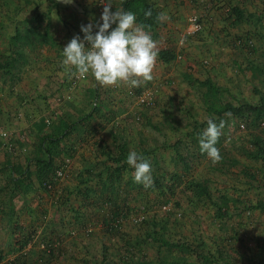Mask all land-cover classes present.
<instances>
[{
	"label": "crops",
	"instance_id": "obj_1",
	"mask_svg": "<svg viewBox=\"0 0 264 264\" xmlns=\"http://www.w3.org/2000/svg\"><path fill=\"white\" fill-rule=\"evenodd\" d=\"M226 1L147 0L163 17L162 24L149 32L157 51L171 49L176 52V58L170 63H164L156 57L153 78H171L169 74L175 78L176 75L191 78V70H196L197 67L198 70L204 67L200 72L202 76L198 78H264V0H232L229 3ZM108 2L114 12L122 9L124 0H107ZM232 2L236 3L233 5H237L241 11H245L246 15L262 20L258 23L254 21V25L252 23L248 26L247 21L243 22L247 17L243 16L238 22L234 21L233 25H230L236 26V32L232 29L230 31V26L225 22V17L230 13L225 10L227 4ZM47 13L45 19L46 24L49 23V38L47 42L33 43L34 48L38 47V51L46 50L42 55L43 62L38 63L35 69L38 78H16L18 83L14 85L13 91L9 90V85H0V127L9 129L13 138L11 143L18 146L17 151L9 152L3 148V140L0 139V264H88L93 255L97 259L101 255V261L103 252L107 249L106 244L102 249L101 232L92 234L93 237L86 235V232L94 227L90 226L91 222L82 218L83 214L93 220L95 216L102 219L103 213L111 212L115 203H120L121 206L127 204L125 192L131 194L127 182H133L134 173L130 172V166L126 163L122 170L121 182L117 181V173L113 169L125 163L124 160H115L120 154L122 144L128 152L134 149L130 148L131 135L125 138V131L134 125V111L132 114L128 111L132 101L129 95L132 88H128L130 85L124 83L101 86L91 74L74 81L75 85L71 88L75 70L73 69L75 74L70 76L62 64L63 47L78 34L83 38L81 25L92 24L94 29L98 24L99 14L96 12L95 18L89 21L88 13L79 11L78 21H71V16L76 13L69 12L68 15L71 16L66 20L71 21L72 25H61L57 21L60 25L51 29L52 24H55V21H52L55 14L49 10ZM193 14L199 15L204 21V39H200L198 35L193 36L182 48L178 45V40L186 26L187 17ZM233 17L234 15H231L230 20ZM235 33L245 39H252L254 43L251 47L240 48L242 43L236 45L238 43L235 39L238 35ZM228 37L235 40L236 44L230 43ZM204 43H208L207 49L203 48ZM206 50L210 52L209 55ZM237 50L240 53H236ZM178 53H182L184 58H177ZM205 54L208 58H202ZM192 59L199 61L193 68ZM203 61L207 64L204 65ZM42 63L46 67L41 68ZM168 71L171 72L167 73ZM66 93L70 97H65L60 103L57 97ZM94 100H99L98 104L102 109L91 116V104ZM226 103L227 101L224 104ZM106 110L114 113L113 121H104L102 118L101 113ZM155 110H139L141 118L147 121L145 130H151ZM47 117L51 119L50 123L46 121ZM150 135L148 134L146 139L139 138L143 141L140 151L144 149L149 151V154L153 149ZM44 138L58 140V143H55L58 145L57 154H54L52 159L43 148ZM22 148H25V151H20ZM38 158L51 159L53 169L62 165L66 158L70 160L71 177L61 180L57 186L59 203L51 199L54 194L40 188L35 177L39 168ZM150 160L153 161V158ZM224 161L226 163L223 162L219 169L226 172L230 165L226 159ZM256 164L251 163L258 174L253 170L249 172L250 166L246 168L248 164L241 163L239 170V174H243L242 177L245 175L243 183L251 190L257 191L256 197L251 199L252 204L248 199L231 198L228 207L232 202H238L241 209L250 207L263 211L258 206L260 201H264V185L259 181L263 174L256 168ZM246 169L251 175H255L256 181L246 176ZM160 172L163 175L166 173L162 169ZM258 175L262 177L259 178ZM21 180L24 182H20ZM25 180L30 181L31 188L21 190L22 187L27 188ZM211 194L213 195L212 192ZM97 212L99 213L95 214ZM42 214H45L46 218L41 217ZM84 224H89L88 228L84 227ZM97 226V230L102 229L101 224ZM29 232L37 234L41 241L42 237L45 238V242L53 245V252L45 253L32 249L24 254L18 240H23ZM109 241L113 239L110 237ZM93 244L96 253L88 251ZM236 253L239 254L238 258L247 261V264H264V242L260 249L258 247L256 250H249L246 247ZM227 254L230 259L236 260L233 254Z\"/></svg>",
	"mask_w": 264,
	"mask_h": 264
},
{
	"label": "rangeland",
	"instance_id": "obj_2",
	"mask_svg": "<svg viewBox=\"0 0 264 264\" xmlns=\"http://www.w3.org/2000/svg\"><path fill=\"white\" fill-rule=\"evenodd\" d=\"M55 1L58 3L57 7L50 9L53 3L52 0H0V85H9V90L13 91L14 85L18 83V78H38L35 69L38 63L43 62L42 55L46 53V50L40 52L37 50L38 47L34 48L33 43L40 41L42 38H33L34 34L31 33L26 35L24 30L34 25L36 21L32 18L36 12L47 13L48 8L51 12H54L55 17L52 18V21H55V24H52L51 29H54L56 25H64V23L72 25L71 21L74 19L78 21L79 11L88 13L90 16L88 17L90 18V20L88 19L89 21L95 18V14L98 12L96 0H73L72 3H65V0ZM69 12L76 14L71 16V14L68 15ZM47 14L49 15V13ZM230 14L232 15V13ZM231 15L225 17V22L229 26L234 19L233 17L230 20ZM68 16H71V21L66 20ZM243 16L247 17V20H243V22L247 21L248 26L262 20V18L255 19V16L246 15L245 11H243ZM41 24L42 26L36 29L38 32L46 30V19ZM16 28L21 32L23 36L21 43L24 42V44L13 46L11 39ZM47 29L49 30V25ZM231 29L236 30V26H230V31H232ZM204 31H206V28H204ZM235 34L238 35V33ZM197 35L200 36V39H204L202 37L203 32L194 35V37ZM243 38L241 35H238L235 39L238 43L236 44L235 40H231L228 37L230 43H235L236 45L242 43L240 48L251 47L254 43L250 38ZM207 44H203L204 49L209 47ZM206 52L208 55L210 54L207 50ZM235 52L240 53L239 50ZM202 58H208V56L205 54ZM44 60L47 61L46 59ZM192 62L194 64L192 63L191 68L195 67L199 61L192 59ZM42 65L41 68L46 67L44 63ZM203 68L201 70H204ZM201 70H198V67L196 70H191L192 77L188 79L181 78L180 75H176L177 77L175 78L169 74L171 78H153V80L141 82L139 87H128L132 89L141 88L142 90L151 88L155 91L156 103L154 107L149 109H156L154 111L156 115L153 118L156 128L151 126V130H145L144 127L147 126V121L141 118V115L138 113L143 107L136 103L137 101L133 97L135 96V90L131 89L133 96L131 95L132 101L129 103L130 107L128 111L129 114H132V111H134L132 115V117L134 116L132 121L134 125L129 128L131 131H125V134H127L125 138L131 135L132 139H129L130 148H134L133 150L139 154L141 152L140 146L143 145L142 139L139 138L146 139L147 135L151 134V142L153 141L152 150L154 151L152 155L158 160V165L151 164L153 173L156 177L162 179L163 186L171 183H174V186L173 194L169 191H164V193L160 194L157 187L151 189L143 188L141 193L132 191L129 195L124 194L127 202L125 204L127 207L132 208V210L134 209L132 214H138L141 212V208L144 207L149 221L135 226L136 224L128 218L124 221V225L121 226L122 233L119 232V235L116 237L109 235L108 231L101 227L102 229L99 230L102 237L101 241H103L101 242V246L103 249L106 244L107 249L104 253L107 254V262L109 263L112 260H118L126 253L124 251L128 252V250L132 251L130 253L132 255L131 257H127L128 259L141 258L149 264H158L160 262L159 257H165L164 264H171L170 260L173 257H186L190 262L192 260L196 261L195 251L193 250L204 253L211 251L217 255V250L222 249L225 257L228 256L227 253L233 254L232 256L236 258L237 264H242L243 262L247 264V261L238 258L239 254L236 252H240V249L243 251L246 247L249 250H256L258 247L260 249V245L264 242V211L254 210L250 207V209H241L238 206V202H232L231 206L228 207L227 214L224 217H220L217 215L215 206L209 204V198L204 196V201H202L203 199L199 200L200 198L194 194L192 187L189 186V182L196 179L209 186V191L213 193L216 199H219L220 196H227L229 199H248L250 200V204H252L253 201L251 199L256 197L257 191L251 190L243 183L245 175L242 177L243 174H239L240 165L241 163L244 165L248 164L247 166H250L249 172H252V170L256 172L253 169L254 165H251V163H257L256 168H258V165L261 167L263 165L261 158L260 162L253 161L247 157L245 150L255 149L250 143L252 137L260 136L264 140V117L254 123L253 113L244 110L245 114H249L247 119L239 117L238 114L236 117L225 113L222 117L214 115L212 118L210 114L208 115L206 104L202 100L203 94L207 91V86H204L200 82H204L208 78H198V76H202L200 75ZM169 72L171 71L167 73ZM209 80L212 81V84L214 83L222 89L220 91L218 88L219 93H217V101L221 107L224 106L225 101L234 106L243 104L258 106L261 100H264V78H209ZM212 101L216 100L212 99ZM209 119H214L217 124L221 120L225 122L222 135L216 144L222 159L236 158L239 162L235 167L227 168L226 172L228 171V174L219 169V167L223 166L225 159L213 163L207 154L200 155L198 158L193 157V153L200 151V134L206 129ZM241 123L244 124V128L240 127ZM195 124H198L197 129H194ZM236 140L241 141L238 142ZM177 141L179 142L178 144ZM164 143L169 146L165 147ZM115 144L117 145V143ZM176 144L178 152L189 163L190 169L188 171L183 170L185 162L177 156V151L173 147ZM219 145L221 146L219 147ZM161 169L166 172L165 175H161ZM71 170L70 168L69 177L72 174ZM131 171L134 173V170ZM256 173L258 174V172ZM174 174H181L180 176L182 177L172 180L171 176L173 178ZM258 176H260L259 178L262 177L261 175ZM259 181L261 182L262 180ZM240 191L242 192L239 193ZM51 199L56 201V195H52ZM165 201L171 202L169 203L171 206L176 204V208H178L177 212L181 214L177 215V213L162 210L160 205ZM57 203H59L58 200ZM153 218L158 223L156 228L164 232L165 239L173 243L188 244L191 247L190 250L182 251L177 247H172L169 251L167 246L161 245L157 240L155 241L146 236V232H153V226L151 225ZM162 224H166L167 226L164 231H162ZM95 228L98 229L99 227ZM235 230L239 231L240 236H242L240 239L242 243L231 236ZM110 237L113 241H109ZM38 240L40 239L38 238ZM124 240L132 242L131 246L134 245L135 247L133 246L134 248L130 249V246L126 249V245L124 246L122 243ZM95 244L98 246L97 243ZM95 244L93 246L89 245L88 251L90 253L97 252L95 251ZM34 249L39 250L38 248ZM98 258L101 259V255ZM99 259L88 260V264H96V261L98 262ZM123 264L126 263L123 262ZM218 264L222 263L219 262Z\"/></svg>",
	"mask_w": 264,
	"mask_h": 264
},
{
	"label": "trees",
	"instance_id": "obj_3",
	"mask_svg": "<svg viewBox=\"0 0 264 264\" xmlns=\"http://www.w3.org/2000/svg\"><path fill=\"white\" fill-rule=\"evenodd\" d=\"M52 1H53V3H52V6L50 9H52V7L56 8L58 5V3L55 0H52ZM229 1H232V0H227L226 2L229 3ZM227 5H228V7H226L227 10H225V11L232 13V15H234V17H235L233 22L231 23V25H233L234 21L236 23L240 19H242L243 11H241L237 5H233V3H231L230 5L229 4H227ZM50 9L48 8L49 11H50ZM122 9L125 11H131V12L135 13L136 23L139 26H142V28L148 33L162 24L161 12L158 11L152 4H149L147 2V0H124ZM45 16H46V12H41V11L36 12L35 16L32 18L34 21H36L34 23V25L24 29L26 32V35H29L31 33V34H34L33 38L40 37V38H42L40 40L41 42H47V40L49 38V35L47 34V28H48L49 23L46 24V30L45 31L38 32V30H36V29H38V27L42 26L41 22L45 19ZM22 40H23V36L21 35L20 30L16 28L15 33L12 36V39H11L12 42L11 43L13 46L24 44V42L21 43ZM157 57L159 60L163 61L164 63H170L173 59L176 58V52L174 50H171V49L159 50V51H157ZM203 64L206 65L207 62L203 61ZM188 78H190V77L187 76V79ZM200 83L204 84V86H207V91L203 94L202 100L206 104V111H207L208 115L210 114L212 118L214 115H217L218 117H222L223 114L225 113V114L234 115V116H236L238 114L239 117H241L243 119H245V118L247 119L249 117V114L248 115L245 114L244 110H247V111L253 113L254 123L257 120H259L260 118L264 117V100H261V102L258 106H253V105H249V104L234 106V105L227 102L226 104H224V106L221 107V106H219L218 101H217L218 100L217 93H219V90H218L219 87L216 86L214 83L212 84V81L209 79L205 80L204 82H200ZM219 89H220V91L222 90L221 88H219ZM132 90L129 93L130 97H131V95L133 96ZM134 90H135L134 91L135 94H138L142 91L141 88H137ZM210 91L212 92L211 93L212 95L210 94ZM212 99H214L216 101H212ZM98 103H99V100L97 102H96V100H94V102H92V104H91L92 110L90 113L91 116L95 112H100V110L102 109V107ZM101 114H102V118L104 119V121L105 120L113 121L115 119L114 113L112 114L108 110H106L105 113H101ZM154 124L155 123L151 122V125L153 127H155ZM197 126H198V124H195L194 129H197ZM12 139L13 138L11 137L10 138L11 142H13ZM56 142L58 143L57 139H45L44 138L42 140V143L44 144L43 148L45 149V151L47 152V155L51 159H52V156L54 154H57L56 151H57L58 145L55 144ZM178 143L179 142L177 141V144ZM250 143L252 146L255 147V149L254 150H252V149L248 150L247 149V150H245V153L247 154V157H249L250 159H252L254 161H258V160H260V158L262 159L263 165H262V167H258V170L261 172V174H263L262 175L263 178L261 180H262L263 185H264V140L260 136H254L251 138ZM14 144H16V143H14ZM177 144L173 145V147L177 151V156L182 158V160H184V162H185L183 170L188 171L190 169L189 163H187L186 160L184 159V157H182L181 154L178 152ZM122 146L123 147L121 148L120 154L117 158L115 157V160H116V162H120L121 160H124L125 163L123 165H119L113 169V171H115L117 173V181H119V182L122 181L120 176H121L122 170L126 167V163H127L126 160H127L128 154H129L128 150L125 149L124 144H122ZM164 146L168 147L169 145L164 143ZM152 152L154 153V151L152 150V151H150V154H149V151L142 149V151L139 154L142 155L145 159H147L150 162V164L153 163L154 165H156L158 163V160H156V158H154V156L152 155ZM200 155H206V153L202 154L200 151L193 153L194 158H198ZM150 157L153 158V161L150 160ZM51 159L50 160H47L44 158H38L37 159V164H38L39 168H38V171H37L35 177L38 180L40 188L42 187L45 192H49V191H47V189L43 186V183L51 176V174L54 170L53 168H51L52 167ZM224 159L225 158H223L221 161H223ZM227 161L229 162L230 167H235V165L238 163V160L236 158H228ZM246 168H248V166H246ZM129 170H134V169L130 166ZM245 174L248 178H250V180L252 179V181H256L255 175H251L247 171V169L245 171ZM180 175L181 174H177V175L174 174L173 178L171 176V179L174 180L176 178L182 177ZM152 176H153L154 184L152 187H150V189L157 187L158 192L160 194L164 193V191H169L171 194H173L174 183L163 186L162 179L156 177L153 173V170H152ZM25 181H26L25 183L27 185V188L22 187L21 190H24V189L28 190V188H31L30 181L29 180H25ZM20 182H24V181L21 180ZM17 183H19V180ZM128 183L130 186L129 187L130 193H132V191H135L136 193H138V192L141 193V190H143V188H144L142 184L136 183V182H134V180H133V182L128 181L127 184ZM189 186L192 187L193 190L192 189L191 190L194 192V194L200 198L199 200L203 199L202 201H204V196L209 198V201H210L209 204H213L215 206L218 216L224 217L227 214L228 203L230 201L229 198H227V196L226 197L220 196L219 199L218 198L214 199L213 198L214 196L209 191V186H207L204 182H201V181L196 180V179L189 182ZM49 193H52V192H49ZM125 194L129 195L128 192H125ZM59 198H60V195H58V198H57L58 201H60ZM57 200H56V202H57ZM162 204H169V201H165ZM258 206H260L261 209H263V211H264V201H260ZM112 207H113V210L111 212H109V213L104 212L103 213L104 217L102 219H98V216H95L94 217L95 220H93L91 218H87V216L86 215L84 216V214H83L82 218L91 222L90 226L92 225L94 227L90 231L86 232V235L92 236V234H94L96 232H100L99 230H97V228H95L96 225H98V224H101L102 228L106 229L108 231V233L112 236L116 237L119 235V232L122 233L121 226L124 225V221L128 219V216L132 215L134 209L132 210L131 208L127 207L126 204H123L121 206L120 203L119 204L115 203ZM176 207H177V205L174 204V206H171L168 210H166V212L170 211V212L177 213V215H180L181 213L177 212L178 209H176ZM74 211L76 212V210H74ZM98 213L99 212H97L95 214H98ZM42 216L44 218H46L45 214H42L41 217ZM148 219H149L148 214L146 212V218L143 219L142 221L136 222L134 224H136L135 226H139L140 224H142V222L146 223V221H149ZM129 223H130V221H129ZM157 224L158 223L153 218L151 220V225L153 226V229H152L153 232H146L145 233L146 236L150 237L151 239H153L155 241L157 240L159 242V244H161V245L167 246L169 251L172 247H177L182 251H184V250L189 251L190 250L191 247H189L188 244L173 243V242H170L169 240L165 239L164 238V236H165L164 232H161V230H158L156 228ZM87 225H89V224H84L83 226L86 227ZM166 227H167L166 224H162V231L166 230ZM87 228H88V226H87ZM31 235H32V233L29 232L28 235L26 234V236L23 238V240H20V241L18 240L19 245L22 247L29 240ZM231 236L236 238V240H238V241L242 237V236H240V233L237 230H235V232ZM41 239L43 242H45V240H43L45 238L42 237ZM45 243L47 246H49L48 247L49 252L50 251L53 252V245L51 243H48V242H45ZM122 243L124 246L126 245V247H125L126 249H128L132 244V242L127 241V240H124V242H122ZM136 243H135V245H136ZM241 243H242V241H241ZM133 246H131L130 249L135 247V246L134 247ZM193 251H195L196 261L192 260L190 262L189 260L186 259V257H181V258L173 257L170 260L171 264H218L219 262L222 264H237L236 260L230 259L229 257H225L224 251L222 249L217 250V255H216V253H213L211 251H207L205 253L200 252L198 250H193ZM124 252H126L124 255H122L118 260L117 259L112 260L111 263L107 262L108 256L106 253L103 252L102 260L98 261V262L96 261V264L97 263H99V264H123V262L126 264H133V263H135V264H149L147 261H143V259H141V258L128 259L127 257H129V256L131 257V255H132V254H130V253H132L131 250H128V252L127 251H124ZM169 256H170V254H169ZM95 258L96 257L93 255L92 259H95ZM164 258L159 257L160 262L158 264H164V261L166 260V259L164 260Z\"/></svg>",
	"mask_w": 264,
	"mask_h": 264
},
{
	"label": "clouds",
	"instance_id": "obj_4",
	"mask_svg": "<svg viewBox=\"0 0 264 264\" xmlns=\"http://www.w3.org/2000/svg\"><path fill=\"white\" fill-rule=\"evenodd\" d=\"M72 2L65 0V3ZM101 20L95 33L92 24L81 25L83 38L78 34L63 47L62 64L69 75L78 73L83 78L91 74L101 86L124 83L139 87L141 82L152 80L156 44L151 35L136 23L135 13L123 9L113 12L108 2L101 13ZM224 126L223 120L217 124L214 119H209L206 129L200 134V152L206 153L213 163L222 159L216 144ZM126 162L134 169V182L146 189L153 186L152 168L147 159L133 150Z\"/></svg>",
	"mask_w": 264,
	"mask_h": 264
},
{
	"label": "built area",
	"instance_id": "obj_5",
	"mask_svg": "<svg viewBox=\"0 0 264 264\" xmlns=\"http://www.w3.org/2000/svg\"><path fill=\"white\" fill-rule=\"evenodd\" d=\"M107 4V0H96V5H97V11L99 13V19H98V24L102 23L101 20V13L103 12L104 6ZM97 24V25H98ZM97 25L93 29V33L98 30ZM205 24L203 19L196 14L190 15L186 19V26L183 30V33L178 40V45L183 46L185 43L188 42V40L193 37L194 35L204 31ZM89 46L86 42V47ZM182 53H178L177 58L182 59ZM78 79H81L78 73H76L73 78H72V84L70 85L71 88L74 87V81L76 82ZM155 91L152 90L151 88H145L143 89L140 93L135 94L133 96L135 98L136 103L143 107V108H152L155 106ZM65 97H70L68 93L59 95L57 97V100L61 103ZM139 118V117H138ZM47 122L50 123L51 119L47 117ZM241 128H244V124H240ZM11 133L9 129L0 127V139L3 140V148L9 152H15L17 151V147L14 144L11 143L10 138H11ZM20 151H25V148H22ZM70 174V160L69 158H66L64 160V163L54 169L52 172L51 176L43 183V186L47 189V191L52 192L54 195H56V199L59 195L57 186L61 180H65L69 178ZM171 207L169 204H162L160 208L162 210H168ZM143 212V213H142ZM146 218V212L144 211V207L141 208V212L138 214H132L130 215V221L131 222H139L142 221L143 219ZM49 246L46 245L45 242L38 240L37 234H32L29 240L22 246V252L24 254H27L30 252V250L34 248H38L39 250L49 253Z\"/></svg>",
	"mask_w": 264,
	"mask_h": 264
}]
</instances>
